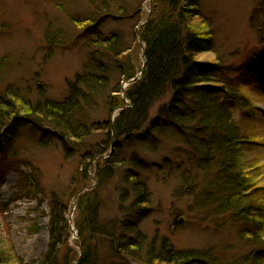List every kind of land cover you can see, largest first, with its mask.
Returning a JSON list of instances; mask_svg holds the SVG:
<instances>
[{
	"label": "rangeland",
	"instance_id": "374dc122",
	"mask_svg": "<svg viewBox=\"0 0 264 264\" xmlns=\"http://www.w3.org/2000/svg\"><path fill=\"white\" fill-rule=\"evenodd\" d=\"M191 1L179 3L190 9ZM194 1L198 12L187 17L188 25L199 32L208 28L212 32V48H200L194 56L214 66L222 63L226 69L212 75L237 83L250 100L247 109L233 107V120L245 141L239 153L248 187L246 201L259 202L261 210L254 225L264 229V0ZM120 6L125 10L123 18L118 17ZM151 6L149 0H0V93L8 90L17 96L12 101L20 109L25 101L33 108L59 103L73 85L91 97L80 100L75 117L77 137L47 135L50 124H42L23 109L29 118L19 115L11 150L5 154L0 150V250L6 252L10 247L19 259L5 264H38L47 250L52 200L66 216L71 232L60 254L65 248L79 252L74 242L78 234L72 235L74 203L90 193L99 203L98 233L92 240L96 264H160L144 254L147 249L156 253L162 242L175 252L203 254L211 264H249L240 259L253 258L256 252L260 256L264 234L250 236L255 230L250 222L238 221L230 213L217 214L212 182L220 170L216 163L204 166V158L194 153L188 128L163 118L157 124L159 130L149 131L147 120L137 138L107 139L106 121L118 112V108L110 112L107 101L125 86L116 63L143 54L135 32ZM105 9L110 16L104 14ZM252 19L263 27L260 33L250 26ZM96 33L101 39L116 33V53L93 38ZM89 76H100L102 83L92 91H88V82L84 88ZM163 101L151 109L152 117ZM1 121L0 127L9 126L6 118ZM95 147L97 155L107 149L102 157L115 155L122 161L113 165L120 168L115 172L118 179L128 159L136 158L143 167L136 175L146 188V204L132 205L136 198L132 181L98 182L94 170L99 155L92 158L89 152ZM30 171L35 173L37 192L26 179L20 181L21 173L29 176ZM139 237L143 239L141 249ZM127 241L131 243L128 251L136 255L125 251Z\"/></svg>",
	"mask_w": 264,
	"mask_h": 264
},
{
	"label": "trees",
	"instance_id": "16d2710c",
	"mask_svg": "<svg viewBox=\"0 0 264 264\" xmlns=\"http://www.w3.org/2000/svg\"><path fill=\"white\" fill-rule=\"evenodd\" d=\"M179 2L180 0H151L150 12L145 16L144 22L139 26L138 30V37L144 44L142 55L144 56L145 64L139 78L124 89L125 98L130 105L123 107L112 120L108 118L106 121L107 139L110 142L117 141L121 137L125 141L129 140V136L130 138H137L136 130L144 126L147 120V125L151 131L159 130L160 125L157 124L163 118L169 120L174 126L188 128L191 132V136L188 138L194 148V153L204 158V163L202 162L204 166L216 163L217 169L220 170L216 172L215 179L212 182V188L214 185L216 186L214 187V192L216 193L214 205L218 210L217 214L230 213V216H233L238 221L245 219L252 225H257L255 219L260 214L261 206L258 201L256 203L246 201L249 196L247 194L248 187L243 179L244 164L239 156L240 143L245 141L240 136L233 120V107L239 106L241 109H247L249 108L250 100L237 83L232 82L230 79L216 80L218 77L212 75L213 72L217 74L226 69L222 63L218 62L220 64L216 63L217 65L214 66L210 62L199 61L194 56V51L201 47L207 50L212 48V32L208 28L207 20L203 21V24L206 23L205 26L208 28L204 32L193 30L188 25L187 17L195 16L198 12L196 9L197 2L192 0L189 3L190 9H183ZM119 10L120 15L118 17L123 18L122 14L125 10L121 6ZM104 11L105 15H111L106 9ZM259 11L261 12L262 10L259 8ZM250 21L253 22V27H256L257 33H260L263 27L261 25L256 26L253 19ZM95 27L97 29V24L94 25ZM94 37L102 40L109 52L116 53V33L103 39L98 33ZM51 40L53 41V39ZM140 57L141 55L130 56L126 60L121 58L122 63H116L119 66V71L121 70L120 72H122L124 81H129L136 74L141 63ZM98 77L100 78V76L87 77L84 82V88L86 89L87 84L85 83L87 82L90 83L88 91L96 88L97 84H102ZM210 83L214 85H209ZM69 90V94L64 100L53 105H46V107H50L48 109L45 106L33 108L28 102L25 101L22 104L20 103L21 100L17 99L16 101L20 103V107H23L20 109L12 101L13 97L17 98V96H13L12 92L8 90L4 93L1 92L0 120L6 118L9 124V126L3 125L0 127V130L7 128V131L4 130L0 134V150H3V152L1 151L2 154H5V151L9 152L14 144V126L17 123V117L21 118L19 115L24 112L23 109L25 113H31L34 117L37 116L36 120L42 122V124H50L52 128L50 127L51 131H48L47 135H59L60 138L63 135L77 137L75 117L80 109V100L84 98L83 100L86 101L91 97L87 98L86 95H89L77 90L74 85ZM160 99H165V101L157 107L152 117L151 109ZM107 102L110 112L125 104L124 99L117 95L111 97ZM27 114L24 115L29 118ZM12 119L14 120L11 121ZM112 136L115 139H112ZM95 149L97 148H93V150ZM93 150L89 152L91 153ZM106 150L103 152L98 151L99 156L97 153L94 154V152L92 155V158L94 156L99 158L95 160L96 169L94 171L100 184L108 183L105 178H110L120 169H116L113 166L114 163L118 162L121 165L122 162L115 155L102 157ZM126 164L135 168L141 165L136 162V158L132 157L128 159ZM6 165L10 166L8 163ZM24 174L21 173L20 181L26 179L27 182L25 183L29 184L32 190L37 192V187L34 184L35 173L30 171L29 176ZM122 180H125L124 177H122ZM129 181H132V184L130 183L131 189L136 197L132 205L146 204L148 201L147 191L143 187V183L136 181L133 175ZM54 203L52 200L47 250L38 264H72L73 262L75 264H96L92 240L93 235L98 233L96 232L98 231L96 228V215L99 203L94 197V193L86 194V196L82 195L76 207L74 227L78 236L74 242L79 246V252L77 253L72 251L71 248H65L66 250L63 254L59 252L63 244L65 247L69 244L70 232L66 216H63L61 210L59 211V208H57L58 204ZM133 207L131 206V209ZM125 224L128 227V222ZM136 230L135 235L137 236L138 232ZM263 231V228L256 226L255 230L251 231L252 235L250 236L256 238L264 234ZM110 239L112 240L111 237ZM121 241L123 242L119 238L118 242L121 243ZM142 241L143 239L140 237L139 242L136 240L140 249ZM130 244L127 241V244H125L127 246L124 248L126 249L125 251L129 252L127 248ZM132 244L134 243L132 242ZM11 251L10 247L6 251L7 253L4 250H0V263L5 264L13 260L15 262V259L19 261L18 258L13 256V251L12 253ZM192 253L191 251L175 252L170 246H167V243L162 242L156 253L147 249L144 255L146 258H152L153 261H157L160 264H188V262L190 264H195L196 262H199L198 264H211L210 258H207L208 263V261L204 260L203 254ZM129 254L131 256L136 255L130 252ZM240 260L243 263L248 261L249 264H264V248L261 249L260 256L256 252L253 258H241Z\"/></svg>",
	"mask_w": 264,
	"mask_h": 264
},
{
	"label": "bare ground",
	"instance_id": "6f19581e",
	"mask_svg": "<svg viewBox=\"0 0 264 264\" xmlns=\"http://www.w3.org/2000/svg\"><path fill=\"white\" fill-rule=\"evenodd\" d=\"M143 22H144V18H143V20H141L140 21V24H143ZM253 22H251L250 21V26L251 27H253ZM260 26V25H259ZM256 29V28H255ZM138 42H139V44H142V42H140V39H138L137 40ZM202 48V47H201ZM245 93V92H244ZM117 96H119V97H121L122 99H124V105L122 106V107H118V109L116 110V111H118V112H116L117 113V115H118V113H119V111L124 107H128L130 104H129V101L125 98V95H124V91H119L118 92V94H117ZM19 119H21V118H19V117H17V123H16V125L14 126V128H18L17 127V125H18V120ZM14 119H12L11 121H13ZM20 122V121H19ZM11 123V122H10ZM10 126L11 127H13V125L12 124H10ZM142 128H144L143 126L142 127H140L139 129H137L136 130V132L137 133H141L142 131ZM149 131H151L150 130V128H149ZM147 133H149V132H147ZM67 136V135H66ZM112 139H115L113 136L111 137ZM128 138H130V136L128 137ZM135 138V137H134ZM118 139H120V138H118ZM135 140V139H134ZM116 146V145H115ZM92 152H94V154H96L97 153V149H95V150H93ZM240 156V155H239ZM108 157H109V155H108ZM135 163V162H134ZM136 164V163H135ZM125 165V164H124ZM127 165V164H126ZM146 164H144L143 166H145ZM147 166V165H146ZM127 167V169H125V170H123V171H121L120 173H121V175H122V177H124V179L125 180H122V179H118L117 178V175H112L110 178L108 177V178H105V179H107V181L108 182H110L111 180H113V181H117V183L120 181H122V182H124V183H126V184H128V182L130 183V181L129 180H131V177H132V175L136 178V181H139L138 180V177H137V175L136 174H140V172H142L143 170V167H139V166H137V170L135 169V167H133V166H130L129 167V165H127L126 166ZM128 168H130L131 169V171L134 173L135 171H136V173L135 174H130L129 173V171H128ZM130 175V176H129ZM77 196V195H76ZM78 201H79V198H77L76 199V202L74 203V205H76V207H77V205H78Z\"/></svg>",
	"mask_w": 264,
	"mask_h": 264
}]
</instances>
